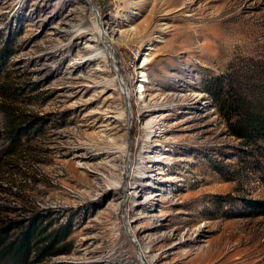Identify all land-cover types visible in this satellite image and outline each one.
I'll list each match as a JSON object with an SVG mask.
<instances>
[{
  "label": "rangeland",
  "instance_id": "374dc122",
  "mask_svg": "<svg viewBox=\"0 0 264 264\" xmlns=\"http://www.w3.org/2000/svg\"><path fill=\"white\" fill-rule=\"evenodd\" d=\"M258 59L264 0H0V235L66 249L24 264H264L206 87Z\"/></svg>",
  "mask_w": 264,
  "mask_h": 264
},
{
  "label": "trees",
  "instance_id": "16d2710c",
  "mask_svg": "<svg viewBox=\"0 0 264 264\" xmlns=\"http://www.w3.org/2000/svg\"><path fill=\"white\" fill-rule=\"evenodd\" d=\"M206 87L230 134L244 145L241 160L247 159L245 167L259 173L264 181V59L233 64L231 69L210 76ZM245 203L255 213L264 214V199L247 198ZM41 229L42 226L33 222L17 240L0 235V264H24L33 251L38 260L66 251L52 250L53 239L37 247L35 236Z\"/></svg>",
  "mask_w": 264,
  "mask_h": 264
},
{
  "label": "bare ground",
  "instance_id": "6f19581e",
  "mask_svg": "<svg viewBox=\"0 0 264 264\" xmlns=\"http://www.w3.org/2000/svg\"><path fill=\"white\" fill-rule=\"evenodd\" d=\"M79 28H81V27H79ZM78 30H80V29H78ZM146 60V59H145ZM147 65V63L145 62L143 65H142V67L144 68L145 66ZM141 72H143V75H148L147 73H145V71L144 70H141ZM122 80L124 81V84L126 85V81H125V79H124V77L122 76ZM143 80H145V79H143ZM142 85H140V87H141ZM143 89V88H142ZM144 90V89H143ZM160 158H164V156H161ZM130 177V176H129Z\"/></svg>",
  "mask_w": 264,
  "mask_h": 264
}]
</instances>
